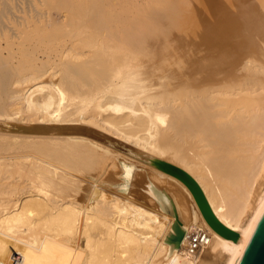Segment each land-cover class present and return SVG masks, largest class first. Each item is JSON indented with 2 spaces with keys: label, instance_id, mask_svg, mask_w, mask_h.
I'll list each match as a JSON object with an SVG mask.
<instances>
[{
  "label": "bare ground",
  "instance_id": "6f19581e",
  "mask_svg": "<svg viewBox=\"0 0 264 264\" xmlns=\"http://www.w3.org/2000/svg\"><path fill=\"white\" fill-rule=\"evenodd\" d=\"M48 1L59 10L38 8ZM229 1L222 11L200 1L202 12L220 11L209 15L213 42L202 13L205 30L199 20L187 29L206 40L186 27L170 38L186 34L182 44L202 54L194 61L182 58L181 40L153 42L151 25L118 26L110 0L6 11L0 261L238 264L264 213V0ZM120 161L137 165L129 181L150 187L115 189ZM207 210L236 234L214 230ZM198 230L208 239L190 253Z\"/></svg>",
  "mask_w": 264,
  "mask_h": 264
},
{
  "label": "rangeland",
  "instance_id": "374dc122",
  "mask_svg": "<svg viewBox=\"0 0 264 264\" xmlns=\"http://www.w3.org/2000/svg\"><path fill=\"white\" fill-rule=\"evenodd\" d=\"M33 1H35V0H0V20L2 21V20H4L5 22L7 21L6 20V17L7 16H9V14L7 15V13H6V11H8V10H14L15 12L17 11L16 9H18V8H20V9H23L25 12H30V11H32L33 9H34V6H36V4H34L33 3ZM113 1L114 0H110V3L109 4H106V7H105V9H106V11H110L111 13H115V14H117V15H119L120 14V16H122V18L121 19H123V21L121 20L118 24V26H120V27H130V28H141L142 27V25H151V29H149L148 27H146V26H143L145 29H148L147 31L150 33V35H155L152 39H154V41L153 42H155V43H160V38H161V41H163V42H165V43H167V42H169V43H171L170 41H173V39H175L176 38V36H174V35H177L178 33H181L183 30V27H186V28H184V30H188L187 29V27L189 28H191V26H192V24H194V25H196L197 24V22H201V24L204 22V23H206V25L207 24H209V25H205L204 23V27H200V29H202V28H205V26H206V28L205 29H207V27L208 28H211V27H213L212 25H210V22H209V20H210V17H209V15H212L211 17H213V15L216 13V12H220V11H222L223 9H228L227 8V6L226 5H228L229 4V0H211V1H209V0H205L207 3H210L211 4V6H210V8H213V6L215 7V8H217V6H219L218 7V9L220 10V8H221V10L219 11V10H210L209 9V11H208V9H207V6L209 7V5H207L206 3V9L204 10V8L202 7V9H203V11L204 12H202V10H201V3H200V1L201 0H117V2L114 4L113 3ZM116 1V0H115ZM135 1V2H134ZM113 3V5H112V3ZM133 2H134V4L136 5V6H134L133 5ZM218 3V4H215V5H213V3ZM50 2L48 1V2H46V4H44V5H40V6H38V8L40 9V10H42V11H49V10H51V11H58L59 9H57V8H59V3L58 2H53L52 4L50 3ZM203 3V2H202ZM6 4V5H5ZM139 5V6H138ZM217 5V6H216ZM229 6V5H228ZM37 7V6H36ZM111 7V8H110ZM137 7H138V9H137ZM109 8H110V10H109ZM214 8V9H215ZM112 9V10H111ZM137 9V10H136ZM142 10V11H141ZM206 10L208 11V12H206ZM141 11V12H140ZM201 11V12H200ZM216 11V12H215ZM153 12H154V14H153ZM213 12V13H212ZM137 13V14H136ZM150 13V14H149ZM200 13H202V15H204L205 17H201V14ZM204 13V14H203ZM146 14H149V15H151V16H149L148 15V17H147V15ZM160 14H161V16H160ZM163 14H166L167 15V18H166V15H163ZM217 14V13H216ZM3 15V16H2ZM128 15V16H127ZM145 15H146V17H145ZM154 15V16H153ZM169 15V16H168ZM200 15V17H201V19H202V21L200 20V17H197V16H199ZM5 16V17H4ZM150 17H152V18H150ZM157 17V18H156ZM166 19H165V18ZM207 17H208V19H207ZM214 17H215V15H214ZM131 18V19H130ZM148 18V19H147ZM154 18V19H153ZM135 19V20H134ZM165 19V20H164ZM204 19H205V21H204ZM206 19H207V21H206ZM168 20V21H167ZM196 20H199V21H196ZM125 21L127 22L126 24H125ZM135 21H136V23L137 24H135ZM161 21V22H160ZM212 21V20H211ZM213 21H214V18H213ZM212 21V22H213ZM124 22V23H123ZM132 22V23H131ZM166 22H167V24L169 25V23H170V27L168 26V25H166ZM212 22H211V24H212ZM117 24V23H116ZM123 24V25H122ZM135 24V25H134ZM161 24H164V26L163 25H161ZM200 24V23H199ZM199 24L197 25V26H199ZM202 24V25H203ZM131 25H134V26H131ZM194 25H193V28L194 29H196L195 27H194ZM161 26V27H160ZM162 26H163V28H164V30H166V31H164V30H162L163 28H162ZM168 26V28H170V29H166L165 27H167ZM201 26V25H200ZM211 26V27H210ZM181 27H182V29H181ZM179 28H180V30H182L181 32H178V31H180L179 30ZM193 28H192V30H193ZM198 28V27H197ZM143 29V28H142ZM158 29H160V31L158 30ZM199 29V32L198 33H200V31H202V30H200ZM204 29V30H205ZM47 29L46 28H42L41 29V33H40V35L41 36H43L46 32ZM203 30V31H204ZM211 32L212 31H214V30H212V29H209ZM162 31H164L165 33H166V35L164 34V33H161ZM167 31H168V33H167ZM188 31H190L191 32V30H188ZM194 31V30H193ZM192 31V32H193ZM208 31V29L206 30V34H205V32L203 33V34H205V36L207 37V40L208 41H211V42H213L212 40H211V38L214 40V37H212V36H210V35H212L211 34V32H207ZM159 32V33H158ZM190 32H187V34H188V36H187V38L190 36ZM191 32V33H192ZM194 32H196V31H194ZM193 32V34L192 35H196V34H198V33H194ZM175 33V34H174ZM185 33V32H184ZM208 33L210 34V35H208ZM162 34H164V38H163V35ZM179 35V34H178ZM181 36L179 37L178 36V38L176 39V40H174L173 42H174V45L173 46H175L176 45V47L179 45V44H177V42L178 43H180V45L179 46H182V47H179V49H178V51L180 52V54L181 55H183V53H181V51H180V48H181V50H183V51H185L187 54H188V56H182V58L184 59H186L187 61H188V59L189 58H191L190 59V61H194L195 59H193V58H195L196 56L197 57H202L200 54L198 55V54H196V56H195V54H194V50H192L191 51V47L193 46L194 47V45H187L186 46V43H187V41L186 40H184V39H186L185 37V35H184V37H182L183 36V34H180ZM199 35V34H198ZM198 35H196L197 37H198ZM202 35V34H201ZM201 35H200V37H201ZM210 37V39H208V36ZM214 35V34H213ZM194 36H193V39H192V36L190 37V39L188 40V41H190L191 43L193 42L192 40H194ZM195 36V37H196ZM204 36V37H205ZM165 37H166V39H168V40H166L165 41ZM171 37H174L173 39H170ZM197 37H196V40H198L197 39ZM204 37L201 39V41H203V39H204ZM181 38V39H180ZM182 38H184L183 40H184V43H185V45L184 44H182L183 42H182ZM192 39V40H191ZM151 40V39H150ZM179 40H181L180 42H179ZM195 40V41H196ZM204 40H206V39H204ZM200 41V42H201ZM163 42H161V43H163ZM197 43H199L198 44V46L200 45V47H201V44H202V46H203V43H201L200 44V42H198V41H196ZM211 42H207V43H205L206 44V46H208V47H210L209 49H211L212 47H211ZM194 43V42H193ZM172 44V43H171ZM188 44V43H187ZM195 45H197L196 43H194ZM208 44V45H207ZM210 44V45H209ZM186 46V47H188L187 49L186 48H184V47ZM197 46V47H198ZM196 47V48H197ZM204 47V46H203ZM190 48V51L188 50ZM207 48V47H206ZM195 49V48H194ZM201 49V48H200ZM205 49V48H204ZM202 50V51H201ZM201 50H199V52H202L203 53V56H205L207 53H204L205 51H208V52H210L211 50H206L205 49V51H203V49H201ZM196 51V50H195ZM198 51V50H197ZM197 51H196V53H197ZM193 52V53H192ZM198 52V53H199ZM186 53H184V54H186ZM179 54V53H178ZM192 56H191V55ZM208 55V54H207ZM206 55V56H207ZM210 55V54H209ZM208 55V56H209ZM211 55H212V53H211ZM207 56V57H208ZM188 57V58H187ZM196 57V58H197ZM206 57V59H210V58H207ZM211 58H212V56H210ZM205 58V57H204ZM182 59V60H183ZM184 59V60H185ZM198 59V58H197ZM200 59V58H199ZM201 61V60H200ZM202 61H204V60H202ZM198 62V61H197ZM123 162V163H122ZM120 163H121V166H122V175H120V180H119V182L116 184V185H114V188L115 189H120L121 187H125L126 188V190H132L133 192H138V190H141L142 191V189H144V190H146L147 189V186H149L150 187V185L149 184H145L144 186L143 185H141V184H139V183H137L136 181H129V179H127L126 178V168L128 169L129 168V170H130V172L133 174V173H135L136 171H137V165H135V164H130V163H125L124 161H120ZM136 170V171H135ZM129 181V182H128ZM129 187H130V189H129ZM146 188V189H145ZM173 188V187H172ZM175 189V188H174ZM138 196V195H137ZM139 197V196H138ZM140 198V197H139ZM180 198H182L181 200H184V201H181V203H183V205H184V207L186 208V210H187V212L189 213V215L191 216V219H193L194 221H195V217H196V215H195V212L192 210V209H190V204H188L189 205V207L187 206V202H186V199H185V197H184V195L182 194V196H180ZM184 198V199H183ZM141 199V198H140ZM186 202V203H185ZM144 203H147V202H144ZM189 209H190V211L192 210V212L190 213V211H189ZM192 214V215H191ZM195 217H194V216ZM192 217H194V218H192ZM197 218V217H196ZM197 220V219H196Z\"/></svg>",
  "mask_w": 264,
  "mask_h": 264
},
{
  "label": "water",
  "instance_id": "95a60500",
  "mask_svg": "<svg viewBox=\"0 0 264 264\" xmlns=\"http://www.w3.org/2000/svg\"><path fill=\"white\" fill-rule=\"evenodd\" d=\"M205 217L210 226L219 234L226 237H231L236 234L233 230L222 225L210 210L206 211ZM238 264H264V213Z\"/></svg>",
  "mask_w": 264,
  "mask_h": 264
},
{
  "label": "built area",
  "instance_id": "2783aa9c",
  "mask_svg": "<svg viewBox=\"0 0 264 264\" xmlns=\"http://www.w3.org/2000/svg\"><path fill=\"white\" fill-rule=\"evenodd\" d=\"M208 239V233L205 230H198L191 232L188 235V250L190 253H193L197 250L203 243ZM21 255L18 253H13L11 256L5 260L0 261V264H19L21 260Z\"/></svg>",
  "mask_w": 264,
  "mask_h": 264
}]
</instances>
